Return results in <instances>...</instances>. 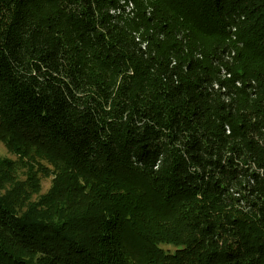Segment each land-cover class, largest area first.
Segmentation results:
<instances>
[{
    "label": "trees",
    "instance_id": "obj_1",
    "mask_svg": "<svg viewBox=\"0 0 264 264\" xmlns=\"http://www.w3.org/2000/svg\"><path fill=\"white\" fill-rule=\"evenodd\" d=\"M121 1L0 0V264H264V0Z\"/></svg>",
    "mask_w": 264,
    "mask_h": 264
},
{
    "label": "built area",
    "instance_id": "obj_2",
    "mask_svg": "<svg viewBox=\"0 0 264 264\" xmlns=\"http://www.w3.org/2000/svg\"><path fill=\"white\" fill-rule=\"evenodd\" d=\"M133 9H134V2L131 0H122L120 2V6L119 7H115L114 9L111 10V12L113 14H117V15H124V16H131L133 14ZM134 35L136 37L137 40H139V33L138 32H134ZM236 39V28L234 27L232 29V40L234 41ZM145 44V43H144ZM231 56H227V58H231L235 52H231L230 53ZM222 73L224 75L230 76L231 74L227 72V70H225L224 68H222ZM236 83L240 86L241 85V81H236Z\"/></svg>",
    "mask_w": 264,
    "mask_h": 264
},
{
    "label": "rangeland",
    "instance_id": "obj_3",
    "mask_svg": "<svg viewBox=\"0 0 264 264\" xmlns=\"http://www.w3.org/2000/svg\"><path fill=\"white\" fill-rule=\"evenodd\" d=\"M135 14H136V6L134 4L133 14L129 17H134ZM135 31H138V30H135ZM3 157H10L12 159L16 158V156L14 154H12L8 151L5 144L2 141H0V158H3ZM50 185H51V178L50 177H42V186H43L42 192H46L49 189ZM165 248H167V246H165Z\"/></svg>",
    "mask_w": 264,
    "mask_h": 264
}]
</instances>
